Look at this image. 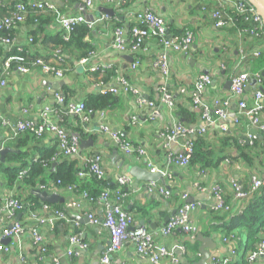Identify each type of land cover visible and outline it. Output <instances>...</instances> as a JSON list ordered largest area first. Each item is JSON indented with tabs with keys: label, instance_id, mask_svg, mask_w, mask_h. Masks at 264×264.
Listing matches in <instances>:
<instances>
[{
	"label": "crops",
	"instance_id": "1",
	"mask_svg": "<svg viewBox=\"0 0 264 264\" xmlns=\"http://www.w3.org/2000/svg\"><path fill=\"white\" fill-rule=\"evenodd\" d=\"M3 1L5 2L6 0H0V4L3 5ZM27 1L35 2L41 0ZM53 1L57 3L56 5L66 16L80 13V4L76 0ZM116 1L98 0L95 7L87 13L89 20L98 21L103 15L107 16V14L102 12L103 8L114 11L113 16H107L104 21L99 20L91 35L86 38L89 44L94 47L95 53L91 60L88 61L86 67L79 64L80 60L66 63L64 66V77L61 79L54 75L45 74L36 68H32L31 72L26 74L11 72L7 76V86L4 89H0V115L4 119L13 122L25 120L38 122L41 120L45 110L50 108L53 112L50 114L49 119L52 122L61 124L63 123L62 117L67 115L63 114L61 110L59 116L55 113V111L59 110L57 107L63 108L56 94L65 97L67 103H77L84 101L88 95L100 93L101 89L106 88L104 85L113 86L115 78H125L131 86L139 90L140 96L146 102H152L156 107L152 108L148 105L138 106L133 94L119 95L121 99L119 106H116L112 111H108L104 117L95 116L87 126L96 131L95 134H89L90 137L87 138L93 139V147L80 151L73 158H64L59 162L76 160L78 165L82 167L87 158L93 155H100L106 169V177L115 184L122 173L123 165L130 164L147 168V160L149 159L152 166H156L163 173L166 172L168 176L169 174L171 175V179L169 177L164 178L167 184L172 187L171 191H174L173 194L179 196L181 193L188 194V200H194V202L201 204L200 208L192 213L191 219L194 225L198 227L200 233L207 238H212L217 244L214 255L220 257V260L228 259L234 264H245L248 261V255L262 241L264 231L255 244L249 243L247 232L239 233L238 236L235 235V240L228 239L227 241V236L222 232L212 233L210 231L211 228L216 227L217 223L215 222H218L215 220H213L215 222H211L210 205L214 204V197L208 190L205 192L200 191L196 185L199 183L204 188H210L215 184H221L228 188L227 184L230 181H238L242 185L248 183L251 175H256L264 180V143L260 136L251 133V130L256 127L250 125L248 121H243L241 126L235 124V115L238 112V99L232 97L231 90L228 91L225 88L226 82L232 76L248 73L251 76V81L247 83L244 100L248 105L253 104L255 92L258 89H264V85L255 83L253 77L257 73L264 76V61H262V58L253 57L252 54L255 51L263 52L264 45H260L255 41L245 42L244 38L240 39L238 36L235 37L227 34L226 31L216 29L208 12H202L197 9L202 4L199 0H131L127 8L119 7ZM128 10H150L161 15L167 21L171 31L190 28L195 32V41L187 55L168 54L170 76L167 80L158 70L152 67V63L160 52V48L154 40L145 42L140 54L141 65L136 69L131 67L133 61L131 62L130 59H135L136 57L130 51L121 53L114 48L113 34L118 22H123V26L126 29L131 26V20L126 16ZM31 16L16 28L14 32L15 48H19V50L27 49L26 51L32 57L54 63L56 59H54L53 50L55 48L52 40L60 36L62 33L61 29L48 12L34 14L38 20H35V25H33L34 21ZM36 29L40 30L36 35L38 43L33 44V41L30 42V40H33L32 32ZM228 45H232L229 52L224 47ZM5 49L8 48L5 47ZM1 61L0 58V67L2 69ZM227 62L228 67L226 65ZM229 62H231L230 65ZM87 67H98L104 71L114 70L115 77L109 83L101 85V78L88 72ZM223 71L226 72V75L222 74ZM205 72H208L211 76L212 83L199 96V104L196 105L190 99V94L196 91L195 84L201 75L206 74ZM213 78L217 79L215 86H213ZM164 86H167L174 96L176 103L174 110H169L160 102L161 91ZM182 89L188 93H181ZM53 91H56L55 95ZM217 100L228 101L229 103L226 110V119L218 118L216 114V108H214L213 103ZM179 104L185 106L194 115V117H191L194 122L190 123L188 121L190 124L188 126H195L196 129L205 125V122L201 120V115H203L202 106L208 104L212 108L210 117L214 122L206 126L210 135L206 137V140L213 142L217 138L222 137L224 133L221 126L226 127L227 132L225 134L236 136L242 144L257 145L258 148L254 147L252 150L258 155V159L256 158L251 167L242 163V165H239L223 162L217 168L208 169L204 179L201 178L198 169H183L176 166L167 167V155L182 152L185 142L189 139L179 138L174 141H168L163 136L170 126L183 123V119L178 115ZM155 111L157 113L152 119ZM103 125L118 130L131 143L146 149L148 158H129L126 156L108 135L100 132V128ZM64 126L72 131L77 126V119L71 116L67 117V120L64 121ZM8 135V130L0 127L1 147H4L3 145ZM242 135L248 138V144L241 137ZM55 146V139L50 135H45L42 139H33L29 143L27 150L30 153H35L36 151L48 152L54 150ZM148 184L141 182L138 186H135L132 178L130 184L125 188L127 194L123 206L125 210L132 211L130 213L135 220L131 225L130 232L144 228L150 232L157 233L165 225V219L170 218L179 207L177 201H169V198L160 195L158 190H154L153 193L147 192ZM54 193L65 199L62 204H64V210L67 215V221L60 222L56 230L51 229L48 224L40 226L32 219L34 212L39 215L44 214L43 203L40 201L39 204L31 203V201H26L22 198L26 206L15 218L5 213L3 209L0 210V236L6 230L5 228L10 227L15 222L20 223L24 228V232L19 239H12V242L8 244L12 247L10 252L0 253V264H52L49 259L44 262L38 259L40 253L39 244L34 242L31 234V229L35 226L39 227V234L48 246L50 255L60 257L61 264H100V259L110 242L109 232L102 224L106 203L104 201L95 204L90 203L87 199L66 189H57ZM228 193L226 191L227 195ZM10 194H14L17 197L21 196L16 186L15 188L7 187L1 174L0 199ZM25 194L28 196L26 192ZM74 201L81 203V209L68 207ZM248 203L247 200L231 201L230 204L233 209L228 217L232 219L240 216L244 213ZM91 214L98 218V224H94L91 220L89 223L85 222L84 218ZM77 217L80 219L78 220ZM143 221L145 222L144 225L141 224ZM206 232L210 233L205 235ZM74 234L80 236L82 242L87 244L88 249L78 250L73 256L69 257L67 256V251L70 246V237ZM187 239L192 240L179 230L167 237L158 236L156 242L158 245L167 248L173 257L179 258V264H182L181 257L189 263H195L200 259L198 253L200 244H197V250L193 252L187 251L183 254L181 247H184ZM192 242L194 241L192 240ZM112 264L152 263L148 259L140 257L137 254L134 243L129 242L118 254L112 257ZM159 264H173L172 258H161ZM252 264H264V258H259Z\"/></svg>",
	"mask_w": 264,
	"mask_h": 264
},
{
	"label": "built area",
	"instance_id": "2",
	"mask_svg": "<svg viewBox=\"0 0 264 264\" xmlns=\"http://www.w3.org/2000/svg\"><path fill=\"white\" fill-rule=\"evenodd\" d=\"M80 4V13L73 16H66L63 12L61 13L60 8L53 2L49 0H41L40 2L31 3L30 7L40 11V12H51L55 18L56 22L59 25V28L62 32V37L65 41H68L75 31V28L79 25L86 24L88 28L94 29L97 22L99 20L104 21L107 19V16L103 15L98 21H91L87 18L88 11L92 10L95 7V4L98 0H76ZM126 0H117L116 4L120 7L125 3ZM252 11L254 12L255 19L262 24H264V18L259 13L257 8L253 5ZM28 12V8L25 4H18L15 6L13 12H11L9 16L4 17L0 20V30L12 29L25 21L26 15ZM126 16L131 20L130 27V36L127 35V31L123 27L115 28L113 39L114 48L121 53H125L130 51L133 56L136 58L133 60L131 67L133 69L138 68L141 65L140 54L143 49V45L147 40L151 38H158L160 40V44L162 48L159 50V55L155 58L152 63V67L155 70H158L160 74L167 80L170 76V60L169 53L174 54H183L187 55L193 43L195 41V32L190 28H186V33L182 38H171L169 36V31L167 28V21L159 14H156L150 10H128L126 12ZM211 18L214 20L215 28L218 30H222L225 27V22L222 20L221 15L218 12H213L211 14ZM240 39L244 37L242 35H238ZM32 42V40H30ZM0 45L7 47L9 50L15 47V40L2 37L0 38ZM225 48L227 46H224ZM21 49V48H20ZM261 54L260 51H255L252 56L259 57ZM246 57V56H244ZM54 59L58 64H62L64 61L62 60V55L59 51L54 52ZM25 58L23 56L18 55H10L3 62V70L0 75V89H4L7 86V76L11 74V66L13 63H17V68L15 72L19 73H29L31 69L26 67L24 64ZM89 60H82L79 62L81 66H87ZM36 66L41 68V71L45 74L54 75L57 78L61 79L64 77V70L56 69L51 66V64H47L43 59L37 58ZM222 68V67H221ZM220 68V69H221ZM88 72H94L98 70H102L98 67L96 68H86ZM224 70V69H221ZM103 71V70H102ZM255 83H262V77L259 73L254 76ZM232 87L231 94L232 97L238 99V112L235 115V124L237 126H241L243 121H248L250 125L256 127L259 131V135L261 136V140L264 143V89H258L255 92V96L253 98V104L248 105V103L244 100V94L247 89L248 81H251V76L248 73H241L232 76ZM114 85H104V88L101 93L110 92L114 95H128L133 94L136 98V102L138 106L142 107L143 105H148L152 108H155V104L152 102H146L139 93V90L133 86L123 77H117L113 80ZM212 83V78L209 74L201 75L196 84H195V92L190 94V99L194 102V104H199V96L206 90L208 86ZM103 86V87H104ZM181 93L187 94L188 92L184 89L181 90ZM188 96V95H186ZM59 103L62 105L65 115L71 117H77L80 119L82 124L85 126V133L87 134H95L96 131L94 129H90L87 126L89 125L91 119L95 116L104 117L106 113H98L94 115L90 111L86 109V105L84 101L80 102H72L66 103L65 98L61 95L56 94ZM189 97V96H188ZM160 102L165 105L169 110H174L176 108V103L173 94L164 86L161 91ZM204 104V103H203ZM214 108H216V114L218 118L226 119L227 117V108L229 106L228 101H215L213 103ZM203 115L201 120L205 122L201 128L196 129L194 127L182 125L177 123L173 126H170L167 132H164L163 136L168 141H174L179 138H189L185 144L184 149L181 153H171L167 155L166 158V166L167 167H180L183 169H188L190 157L193 153V143L192 140L197 136H205L209 137V130H207V125L212 124L214 121L210 117V111L212 108L208 104L202 106ZM53 112L52 109L47 108L45 112L41 116V120L38 122L25 120L19 122H13L8 119H4L0 115V127L8 130L9 135L5 139L6 142L14 139V136L19 132L31 131L36 134L37 137H44L45 135L52 136L56 141L57 150L62 158H73L80 153V143L81 138L77 133L69 132L63 126H60L56 122H52L49 117ZM55 113L59 116L60 110L55 111ZM157 111H155L152 115V119L156 115ZM134 120V118H133ZM135 121V120H134ZM87 127V128H86ZM221 126L223 133L227 132V128ZM100 132L108 135L116 145L123 151V153L129 158L140 157V158H148L147 150L141 146H137L130 141H124L121 138V132L115 129H111L108 126H101ZM254 142V141H253ZM4 148L0 146V150ZM224 163L227 164H239V162H230L229 160H225ZM147 169L151 172L162 171L156 166H152L149 159L147 160ZM206 171H200V176L202 179L206 178ZM163 172V171H162ZM107 175L105 166L103 165V160L100 155H93V157H89L85 160L81 172L79 173L80 178L90 179L93 176L98 178H105ZM165 178L169 177L171 179V175H167L164 172ZM131 178L128 175H124L117 180L119 187L115 192H111L106 190L103 192L101 201L106 203L105 216L102 221V224L109 232L110 242L108 248L103 253L100 264H112V257L118 254L126 244L129 242H133L137 254L142 257L148 259L152 264H159L161 258H172L173 264H179L180 260L177 257H173L171 252L157 244L156 238L158 236H170L175 234L174 232L177 230H182L187 236L191 239H194L199 233V229L194 225L191 219V215L194 211L200 208V203H189L188 194L181 193L180 200L181 205L178 207L177 211L174 215L169 218V221L161 228L160 231L150 232L144 228H139L140 230L135 232H130L131 225L135 222L134 216L125 210L123 204L126 197V193H124L125 188L130 184ZM61 182H58V185ZM196 187L202 191H209L214 197V204L210 205V212H219L222 211L224 213L230 211V206L226 203V192L221 187L220 184H215L210 188H204L202 184H197ZM229 192L233 196V201L239 200H250L253 197V193L260 188L264 187V180L256 175H252L250 177V183L248 184V188L245 190V186L242 185L238 181H230L227 184ZM40 189L45 190L49 193H53L57 191V187L55 183H47L44 186H41ZM154 190H158L160 195L165 197H169L171 195L172 187L167 184V181L164 185L158 184L155 182H151L147 185V192L153 193ZM68 191L77 192V188L75 186L69 187ZM82 198L87 199L90 203H92V199H88L86 194L80 195ZM69 208L76 207L81 209V203L74 201L68 205ZM44 214H38L36 212L33 213L32 219L36 221L40 226H45L48 224L51 229H55L60 222L67 221L66 212L56 210L52 208L50 205L43 204ZM3 209L5 213L9 214L12 218H15L17 214L24 209V204L21 199L14 194H10L4 198L0 199V210ZM90 220L94 224H98L99 220L93 214L88 216ZM2 236H0V253H8L11 250L10 245H4L2 241L7 238L11 239H19L20 235L24 232V228L20 223L15 222L11 224L10 227L5 228ZM39 227L35 226L31 229L32 237L34 238V242L39 244L40 253L38 259L41 262H44L46 259H49L52 264H61V258L58 256L50 255L48 246L44 243L43 238L39 234ZM228 239L235 240L236 237L231 235ZM259 242L258 246L248 255V261L245 264H252L255 260L259 258H264V234ZM87 250V244L83 243L80 236L74 234L70 237V246L67 251V256H73L78 250ZM181 252L185 254L187 250L185 247H181ZM210 264H233L230 260H220V257L215 256L211 259Z\"/></svg>",
	"mask_w": 264,
	"mask_h": 264
},
{
	"label": "trees",
	"instance_id": "3",
	"mask_svg": "<svg viewBox=\"0 0 264 264\" xmlns=\"http://www.w3.org/2000/svg\"><path fill=\"white\" fill-rule=\"evenodd\" d=\"M130 1L131 0H126L125 3L122 4L120 7L127 8ZM199 1H201L202 4H200L199 8L197 9L202 12L203 11L208 12L214 27H215L214 20L211 18V14L213 12H218L222 17V20L226 23L222 31H226L227 34L234 35L235 37L238 35H242L244 37L243 40L245 42L255 41L260 45H264V24H262L261 22L255 19L254 12L252 11V7L254 5L252 0H199ZM36 2H40V1H35V2H30L27 0H6L5 2L3 1V5L0 4V20L6 16L11 15L10 13L13 12L16 5L25 4L28 8L25 21L29 18V16L33 15L31 16V19L34 21L33 25H35V20H37V17L34 16V14H38V12L40 11L31 8L30 4ZM60 11L62 13L61 9ZM48 13H50L53 20L56 21L55 16L51 12ZM18 27L19 25L12 29L0 30V38L6 37L15 40L14 32ZM119 27L125 28L123 26V22H118L116 28ZM130 27L128 29L125 28V30L127 31V35L129 36H130ZM167 28L169 31V36H171V38H178V37L182 38L186 33L185 31L186 28L178 31H171L168 24H167ZM38 32H40V30L38 29L33 30L32 32V35L34 36L32 40L33 44L38 43V40L36 39V35L38 34ZM91 33H92V29L88 28L86 24L77 26L68 41H65L63 39L61 33L60 36L52 40L55 48L53 50V53L55 51H59L60 54L62 55V60L64 62L61 65L58 64L56 61L54 63H49V62L46 63L51 64V66L55 67L56 69L64 70V66L66 65V63H71L73 62V60L75 61L91 60L93 54H95L94 47L90 45L89 42L86 40V38L89 37ZM150 40H154L158 45V47L160 49L162 48L160 44V40L158 38H151ZM231 47L232 45H228L226 47V51L229 52ZM26 50L25 49L19 50V48H15V47L9 50V49H5V46L0 45V58L2 60L1 66H3V62L10 55H18V56H23L25 58L24 64L26 67L30 69L36 68L41 70L40 67L36 66L37 58L32 57L31 54ZM257 58L258 59L262 58V61H264V51L261 52L260 56ZM230 63L231 62H229V65ZM227 64L228 62L226 63V65ZM16 68H17V63H13L10 68L11 72L15 71ZM2 70L3 68L1 69L0 67V75L2 73ZM90 73H93L95 74L96 77L101 78V85L109 83L110 81H112L113 77H115L114 70L112 71L98 70ZM261 77L263 79L262 83L264 85V76L261 75ZM120 101L121 99L118 95H114L113 93L110 92H106V93L100 92L98 94H91L88 95L87 98L84 100L86 109L91 113H93L94 115H97L98 113H102V112L107 114L108 111H112L114 108H116V106H119ZM178 107H179L178 115L183 119L182 125L185 124L186 126H188L190 125L189 122L190 123L194 122V120L191 119V117H194V115L191 112H189L190 111L189 109H187L182 104H179ZM57 109L65 113L63 108L57 107ZM67 117L70 116L67 115L62 117L63 123L61 124L57 122L56 123L67 129L64 126V121L67 120ZM74 118L77 119V126L73 128L72 131L68 129L67 130L69 132L77 133L80 136L81 140H86L88 137H90V135L85 133V127L80 121V119L77 117ZM42 138L37 137L36 134L31 131L19 132L14 136V139L8 142H4L3 145L4 147H9L19 152V153H8L5 156L4 163H0V175L1 174L3 175L8 188H15V186L18 188V190L21 193L20 194L21 196L19 198L24 204V207L26 205L23 199L26 201H31V203L39 204L40 203L39 200L34 196H32L30 193L33 189L40 188L41 186H44L49 182L55 183L57 189L68 190L69 187L75 186L77 188V192H75V194L76 195L86 194L88 196V199H92L93 204L101 201L100 198L102 197L103 192H105L106 190L115 192L119 187L118 183L113 184L112 181L107 177L98 178L96 176L95 177L93 176L90 179L80 178L79 173L81 172L82 167L78 165V162L76 160L73 161L65 160L59 162L61 159L64 158H62L61 155L59 154L57 150V145L54 147V150L48 152L45 151L42 152L36 151L35 153L28 152L27 147L29 146V143L33 139H42ZM121 138H122V134H121ZM122 140L129 141L127 140L126 137H123ZM192 143H193V153L190 157L188 169H198L199 171L214 169L217 168L225 160H229L231 163L239 162L251 167L255 162L256 158L258 157V155L255 154L252 150V148L254 147L258 148L257 145L254 146V145L242 144L238 140V138L234 135L224 134L222 137L217 138L213 142L207 141L205 136L197 135L192 140ZM54 163H58V165L53 170L52 168ZM59 181L61 182V184L58 185ZM249 183L250 180L248 183L244 184L245 190L248 188ZM221 187L224 189L225 192L226 191L231 192L225 186L221 185ZM25 192L28 194V196L25 194ZM173 192L171 191V195L165 198H169V201L171 200L177 201L179 203L178 206H180L181 205L180 196L173 194ZM124 193H126L125 190ZM225 197L227 201L226 203L230 206V211L226 213L222 211L219 212L211 211L210 212L212 216L211 222L213 220L218 222L213 221L217 223V225L216 227H212L210 231L212 233L222 232L224 235L227 236V238H229L231 235L238 236L239 233L247 232L246 234L249 237V243L255 244L256 242H258L257 241L258 237L259 236L261 237V234L264 231V187L258 189L253 193V197L250 200H248L249 203L246 209L244 210V213L232 219L228 216L231 214V211L233 209L230 203L231 201H233L234 198L230 193H228V195L225 194ZM47 205H50L52 208L56 210L65 212L64 204L62 203L47 204ZM127 211L129 213L132 212L131 210L128 209ZM57 227L55 228V230L57 229ZM178 231L179 230L175 231L174 233ZM209 233L210 232H206L205 235ZM184 244H185L184 247L188 252L191 251L193 252L197 250L198 243H194L192 242V240L187 239V241H185Z\"/></svg>",
	"mask_w": 264,
	"mask_h": 264
},
{
	"label": "water",
	"instance_id": "4",
	"mask_svg": "<svg viewBox=\"0 0 264 264\" xmlns=\"http://www.w3.org/2000/svg\"><path fill=\"white\" fill-rule=\"evenodd\" d=\"M49 1L57 4L53 0H49ZM56 1L58 2L59 0H56ZM252 2L254 4V6L257 8V10L259 11V13L264 18V0H252ZM102 12L105 13V14H107V16H113L114 15V11L113 10H110V9H107V8H103L102 9ZM133 60L134 59H132V58L130 59L131 62ZM205 73L208 74V72H205ZM222 74L223 75H226V72L223 71ZM216 82H217V79L216 78H213V86H215ZM231 87H232V81L230 79V80H228L226 82L225 88H226V90L230 91L231 90ZM102 90L103 89H101V91ZM53 92H55L54 93V95H55L56 94V91H53ZM190 127L192 128L194 126H190ZM251 133L260 136L259 135V131H258L257 128H253L251 130ZM241 137L246 141L247 144L249 143L248 142L249 140H248V138L246 136L242 135ZM260 139H261V136H260ZM93 143H94V141H93L92 138H89L87 140H81V143H80V151L82 152L85 149H88L89 147H93ZM8 153H19V152L18 151H15V150H13L12 148H9V147L2 148L0 150V156H1L0 162L1 163H4L5 156ZM178 153H181V152H177L176 154H178ZM57 165H58V163H54L53 164V170L55 169V167ZM124 175L130 176L131 179L133 178L134 179V185L135 186H138L139 183H141V182H144V183L155 182V183L162 184V185H164L166 183V180L164 178L165 176H164V173L162 171L151 172L147 168H143V167H140V166H132L130 164H127V165H123L122 166V173L120 174V177L119 178H121ZM30 194L32 196H34L35 198H37L43 204H59V203H63L65 201V199L61 198L60 195H58L57 193H54V192L53 193H49V192H47L45 190H42L40 188L33 189ZM188 202L189 203H193L194 200H189ZM174 214H175V212L173 213V215ZM77 219L79 220L80 218L77 217ZM84 220H85L86 223H89L90 222V218L88 216L85 217ZM168 221H169V217L167 219H165V224ZM141 224L144 225L145 222L143 221ZM152 225H153V227H155L154 224H152ZM192 240L194 241V243L196 242V243H199L200 244V246H198V253L200 255V259H199V261H197L195 263H189L188 261H185L183 259V257H181L182 264H209V262L211 261V259L213 257H215L214 251L217 249V244L215 243V241L212 238L205 237L200 232ZM10 242H12V239L11 238H7V239H4L2 241V243L4 245L10 244Z\"/></svg>",
	"mask_w": 264,
	"mask_h": 264
}]
</instances>
